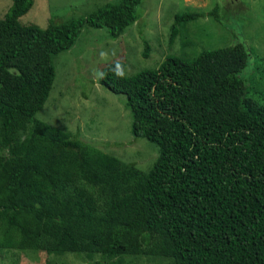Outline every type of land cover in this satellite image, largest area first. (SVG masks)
<instances>
[{
  "label": "trees",
  "instance_id": "16d2710c",
  "mask_svg": "<svg viewBox=\"0 0 264 264\" xmlns=\"http://www.w3.org/2000/svg\"><path fill=\"white\" fill-rule=\"evenodd\" d=\"M141 1L46 28L20 23L33 0H12L0 16V252L264 264V104L240 75L251 58L244 45L167 57L131 76L123 61L101 70L99 84L126 98L131 134L158 148L148 172L35 119L55 80L52 57L84 26L116 40ZM218 10L176 14L170 42L180 35L196 53L185 26L218 22Z\"/></svg>",
  "mask_w": 264,
  "mask_h": 264
},
{
  "label": "rangeland",
  "instance_id": "374dc122",
  "mask_svg": "<svg viewBox=\"0 0 264 264\" xmlns=\"http://www.w3.org/2000/svg\"><path fill=\"white\" fill-rule=\"evenodd\" d=\"M120 0H33V6L20 18L24 26L48 27L49 23H67L73 18L87 17L106 4ZM12 0H0V16L10 8ZM216 6L215 17L205 15L185 26V40L193 43L184 49L180 35L171 43V25L176 14H207ZM139 20L122 36L113 40L106 28L84 26L68 51L52 57L55 80L44 107L35 115L50 126L71 133L82 142L104 153L131 163L148 172L158 156L155 144L131 134V115L125 107V96L113 94L99 84L101 70L114 61H123L126 74L156 69L167 57L192 58L204 49L240 43L251 58L241 77L264 104V0H142ZM141 30L142 35H140ZM150 45L147 58L142 55L143 38ZM128 264H171L169 260L139 256L126 257ZM73 255L48 256L44 252H0V264H94Z\"/></svg>",
  "mask_w": 264,
  "mask_h": 264
}]
</instances>
